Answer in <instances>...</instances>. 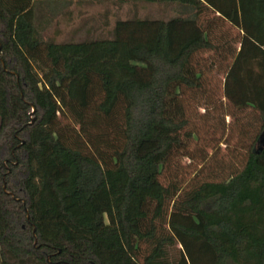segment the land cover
<instances>
[{
    "label": "trees",
    "instance_id": "1",
    "mask_svg": "<svg viewBox=\"0 0 264 264\" xmlns=\"http://www.w3.org/2000/svg\"><path fill=\"white\" fill-rule=\"evenodd\" d=\"M134 1L59 42L74 0H0V264H264V0Z\"/></svg>",
    "mask_w": 264,
    "mask_h": 264
},
{
    "label": "rangeland",
    "instance_id": "2",
    "mask_svg": "<svg viewBox=\"0 0 264 264\" xmlns=\"http://www.w3.org/2000/svg\"><path fill=\"white\" fill-rule=\"evenodd\" d=\"M168 6L134 0H74L68 11L52 27L51 33L56 41L81 40L93 37H111L115 22L133 16L141 18H160L172 15ZM233 34L237 30H231ZM225 74L216 71L211 76L210 88L215 96L223 95ZM201 108L198 114L202 115ZM248 120V113L245 114ZM200 141L208 151L219 149L228 153L229 145H239L243 140L239 121L226 117V125L221 121L200 118ZM245 141V140H244Z\"/></svg>",
    "mask_w": 264,
    "mask_h": 264
},
{
    "label": "water",
    "instance_id": "3",
    "mask_svg": "<svg viewBox=\"0 0 264 264\" xmlns=\"http://www.w3.org/2000/svg\"><path fill=\"white\" fill-rule=\"evenodd\" d=\"M32 112H34V109L32 110ZM263 141H264V138H263ZM37 242V239H35V243Z\"/></svg>",
    "mask_w": 264,
    "mask_h": 264
}]
</instances>
